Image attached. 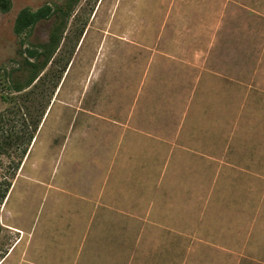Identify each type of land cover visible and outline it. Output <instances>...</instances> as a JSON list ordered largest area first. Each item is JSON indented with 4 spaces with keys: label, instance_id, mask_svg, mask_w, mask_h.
<instances>
[{
    "label": "rangeland",
    "instance_id": "rangeland-1",
    "mask_svg": "<svg viewBox=\"0 0 264 264\" xmlns=\"http://www.w3.org/2000/svg\"><path fill=\"white\" fill-rule=\"evenodd\" d=\"M68 2L0 0V261L16 242L26 245L29 235L14 228L29 233L37 216L40 192L29 178L39 171L32 169L45 173L70 125L72 137L81 131L87 147L111 131L114 120L125 122L133 102L136 113L146 105L152 124L173 125L184 110L188 121L200 97L193 91L210 81V73L230 77L238 89L241 60L264 51V0H78L50 63L31 86L16 92L14 85L28 77L27 50L47 43L62 21L50 14L17 34L18 16ZM210 120L221 122L211 115ZM201 195L206 202V192ZM55 210L51 219L44 211L33 243L48 252L49 261L63 253L72 227L70 214ZM254 212L246 223L247 248L234 242L230 248L264 260V206ZM73 231L78 245L81 229L75 225ZM66 251L72 253L67 246ZM211 258V264H260L244 256Z\"/></svg>",
    "mask_w": 264,
    "mask_h": 264
},
{
    "label": "crops",
    "instance_id": "crops-1",
    "mask_svg": "<svg viewBox=\"0 0 264 264\" xmlns=\"http://www.w3.org/2000/svg\"><path fill=\"white\" fill-rule=\"evenodd\" d=\"M240 64L238 89L212 73L195 88L200 97L188 121L184 110L173 125L152 124L146 105L136 113L133 102L126 121L114 120L88 148L70 125L45 173L32 169L39 171L29 178L40 192L37 216L29 233L14 228L29 235L26 245L16 242L0 264L49 261L33 243L41 216L46 210L51 219L54 207L72 218L64 238L72 253L64 245L45 264H211L214 255L264 264L230 248L234 242L245 251L247 220L264 206V51Z\"/></svg>",
    "mask_w": 264,
    "mask_h": 264
},
{
    "label": "trees",
    "instance_id": "trees-1",
    "mask_svg": "<svg viewBox=\"0 0 264 264\" xmlns=\"http://www.w3.org/2000/svg\"><path fill=\"white\" fill-rule=\"evenodd\" d=\"M78 0H69L65 7L57 6L52 11L50 7H46L37 12H30L29 10H24L18 16L15 25V32L17 34H22L26 29L31 28L36 22L41 20L42 18L49 17L50 14H55L58 18L62 16V21L55 25L53 31L50 33L48 42L41 45L39 48L28 49V56L32 60H26V70L28 71V77L26 81L22 83H16L14 85V90L16 92H20L29 86L38 78V76L44 71L47 65L50 63L54 53L58 49L61 42V34L64 31V25L66 23V19L69 18L71 12L73 10V6L76 5ZM56 23V22H55ZM7 195L4 193L2 199H5Z\"/></svg>",
    "mask_w": 264,
    "mask_h": 264
}]
</instances>
